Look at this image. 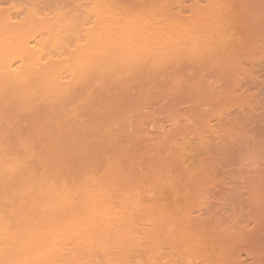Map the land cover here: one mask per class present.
Masks as SVG:
<instances>
[{"label": "bare ground", "instance_id": "1", "mask_svg": "<svg viewBox=\"0 0 264 264\" xmlns=\"http://www.w3.org/2000/svg\"><path fill=\"white\" fill-rule=\"evenodd\" d=\"M218 24L153 0H0V264L141 241L131 222L167 206L177 183L134 147L133 72L203 46Z\"/></svg>", "mask_w": 264, "mask_h": 264}, {"label": "rangeland", "instance_id": "2", "mask_svg": "<svg viewBox=\"0 0 264 264\" xmlns=\"http://www.w3.org/2000/svg\"><path fill=\"white\" fill-rule=\"evenodd\" d=\"M153 1L192 23L225 24L203 46L133 72L143 79L130 90L142 123L134 147L174 176L175 196L134 218L141 241L99 238L34 264H264V0ZM199 122L205 131L188 132Z\"/></svg>", "mask_w": 264, "mask_h": 264}]
</instances>
